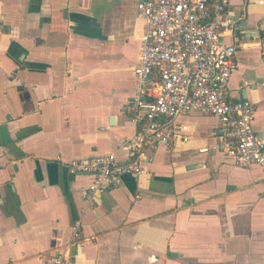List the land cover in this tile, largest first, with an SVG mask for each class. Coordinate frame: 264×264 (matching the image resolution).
<instances>
[{
    "label": "crops",
    "instance_id": "1",
    "mask_svg": "<svg viewBox=\"0 0 264 264\" xmlns=\"http://www.w3.org/2000/svg\"><path fill=\"white\" fill-rule=\"evenodd\" d=\"M140 1L0 0V264H264V170L216 151V117H178L188 130L171 149L147 150L140 176L94 202L71 166L129 160ZM223 13L238 64L227 97L255 106L264 141V0Z\"/></svg>",
    "mask_w": 264,
    "mask_h": 264
},
{
    "label": "built area",
    "instance_id": "2",
    "mask_svg": "<svg viewBox=\"0 0 264 264\" xmlns=\"http://www.w3.org/2000/svg\"><path fill=\"white\" fill-rule=\"evenodd\" d=\"M231 0H141L138 15L145 23L139 65L134 74L138 95L131 111L140 131L125 140L121 149L129 153L121 161L114 152L71 164L75 172L90 175L86 197L120 186L126 175L140 176L139 160L147 150L171 149L188 130L176 126L182 115L195 112L219 121L216 151L239 166L258 165L264 170V141L254 129L256 108L249 101L230 102L227 97L232 75L238 68L235 45L225 44L221 31H233L224 9ZM188 141V136L183 135ZM201 153H208L207 149ZM64 254L51 255L47 264H66Z\"/></svg>",
    "mask_w": 264,
    "mask_h": 264
}]
</instances>
